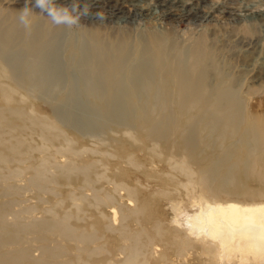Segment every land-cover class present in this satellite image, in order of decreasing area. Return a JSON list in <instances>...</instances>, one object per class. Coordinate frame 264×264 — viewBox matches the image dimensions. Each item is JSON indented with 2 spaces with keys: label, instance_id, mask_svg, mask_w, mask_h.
<instances>
[{
  "label": "bare ground",
  "instance_id": "1",
  "mask_svg": "<svg viewBox=\"0 0 264 264\" xmlns=\"http://www.w3.org/2000/svg\"><path fill=\"white\" fill-rule=\"evenodd\" d=\"M14 1L25 6L26 0ZM81 1H88L87 19L96 20L95 13L102 8L100 0ZM104 1L112 4L113 16L122 24L153 18L161 25L169 18L175 22L193 20L198 26L195 21L221 15L229 23L242 22L252 30L264 19V8L238 0L212 2L207 9L201 3L205 0H156L153 6L147 0H130L128 5L120 0ZM17 16L14 11L0 15V264H134L138 259L147 264L145 249L155 239L153 235L163 236L162 250L177 259L194 248L198 264L199 260L200 264H264V111L255 114L245 110L238 81L223 71L212 41L207 44L205 37L198 36L190 48L175 51V41L156 27L140 30L135 40L123 27L108 34L91 27L77 38L67 36V56L63 59V26L37 18L25 30ZM252 36L241 34L238 39L250 48L257 41ZM261 62L264 66V56ZM256 86H247L248 94L264 91V82ZM40 95L53 98V111L61 122L90 136L127 125L156 141L149 148L154 156L161 157L187 182L196 176L199 194L192 196L190 205L197 208L190 214L179 213L184 215L181 223L176 215V223L171 221L174 224L169 227L151 217L152 233L146 236H152L147 241L140 239L147 229L137 217L144 203L120 207L122 221L114 226L115 220L109 218L99 229L68 222L66 212L49 209V215H54L36 216L33 204L15 208L26 188L38 198L53 193L59 175L67 180L76 177L82 185L90 186V197L81 190L70 196L78 200V210L91 204L110 206L117 191L123 189L114 180H110V191L93 187L105 177L98 158L84 156L85 148L74 147L54 119L31 113L23 104L27 97ZM23 132L36 133L40 142L31 145L20 137ZM209 139L224 142L219 159L200 153L211 144ZM158 143L160 148L156 149ZM25 160L27 174L20 168ZM164 190L162 184L156 193ZM126 195L129 201L134 200V190L129 189ZM207 197L213 198L211 203ZM127 217L140 227L130 230L123 221ZM100 230L115 233L109 248H103L105 242L97 244L104 235ZM31 239L36 243L30 244ZM30 247L40 249V254H32ZM92 254L101 257L89 261Z\"/></svg>",
  "mask_w": 264,
  "mask_h": 264
},
{
  "label": "rangeland",
  "instance_id": "2",
  "mask_svg": "<svg viewBox=\"0 0 264 264\" xmlns=\"http://www.w3.org/2000/svg\"><path fill=\"white\" fill-rule=\"evenodd\" d=\"M10 1L11 0H0V15L9 11L18 12L24 7L20 3H15L14 0H12L13 2ZM147 1L152 4H149L150 6H153L152 2H155L156 0ZM219 1L222 0H205L201 3L205 5L204 8L207 9V5L211 4L212 2ZM87 2L88 1H86L85 3ZM103 2L105 1L100 0V4L102 5L100 11H103L106 14L105 20H107V18H110V20L108 19V22H106L105 20L101 22L97 18L96 20L93 19L94 21L92 20V22L89 21L87 17L81 16L80 25L74 26L71 29L65 27L62 28V36L60 38L61 58L66 59L67 56V36L69 35L68 37L77 38L80 33L88 28L100 30L108 34L113 33L111 32L112 30L115 32L118 30L120 31L122 29L121 27H123L124 31L129 33L131 37L130 39L135 40L138 38L140 32L144 31V29L145 31H148L150 27H156L160 30L166 31L170 35L172 41H175V51H177L178 49H184V47L190 48V44H194L199 39V37H205V43L208 42L207 44H209L212 41L210 44L213 45L210 46L215 49V53L218 57L217 60H219V64L223 66V71L228 74L229 78L231 75L236 77L238 81L237 86H239V99H241L240 103L243 104L245 110L255 114L262 112V110L264 111V91L260 90L257 93L253 92L251 94H248L250 92L246 91L249 87H257L256 85L263 84L264 82V66H262L263 63L261 62L262 56H264V19L262 21H259L257 23L258 25H254V28L252 30H249L250 28L248 29L245 24H240L242 22L237 24H234L233 22L229 23V20L226 21L227 18L221 15L209 20H203L201 22L195 21V23H199L198 26L194 24L193 20H182L179 22H175V20L169 18L164 21L166 23H163L161 25L157 24L155 20H153V18L145 20L142 19L140 21L138 20L139 22L136 20L137 22L131 21L130 23L122 24L124 22H120L119 20L115 19L116 15L113 16L112 12H114V7L110 6L112 4L106 5ZM238 2H240V4L251 2L256 4L258 8H264V0H238ZM71 3L72 0H60V3L57 4L70 5ZM85 3H82V1L79 3V5H81V9L83 8V5ZM120 3L122 5H128L130 3V0H120ZM140 3H143V5H147L144 1H141ZM28 6L33 7V5ZM37 18H46L48 20L46 16L41 14L38 8L33 7V15L31 17V20H35ZM119 23L120 26H118ZM241 34L248 36H252L254 34V38L257 37V41L253 46H250L249 48V46H245V44H242L239 41L238 35L241 36ZM254 49L255 51H253ZM230 81L227 82V84H229ZM256 82L259 84H257ZM23 104L26 105V109L31 113L54 119L57 122L58 126L61 128L62 133L70 139L71 144L74 147L85 148L83 153L84 156H95L98 158L99 169L105 177L104 179L95 181L93 187L100 188L101 191H110V188L112 186L110 180H114L121 183L123 189L121 188L117 191V194L119 193V199L121 200H118V196L116 194L115 201H113L112 205L110 206L106 204H91L85 205L83 209L78 210L75 207V203L78 202V200H71L70 196L78 194V192L81 190L88 197H90L92 193L90 186L82 185V183H80L76 177H72L71 180H67L64 176L59 175L55 179V191L53 193L46 192L39 198L35 196V193L32 190L23 187V189H26H22V194L18 196V200L20 201H16L18 203H16L17 205L14 204L15 208H17L18 206L21 207V205L23 206L25 204H33V206H35V211L33 210V213L36 216H41L42 213L44 216H52L54 214L49 215L48 210L54 209L58 213H68L66 220L72 224H83L88 229H92L93 227L99 229L102 226L103 222L108 221L109 218L113 217V219L115 220H113L114 226L118 225L122 221L119 212L120 207H132L134 205H140L144 203V206L141 207V211L137 214V217L143 223L142 225L144 226V228L146 226L147 229V231L145 230L146 234H141L143 237L140 235V239L142 241H147V238L152 236L146 235L147 233L148 235L152 233L150 224L153 219L156 218L161 221L164 226L169 227L176 223L173 220L176 215L178 219L180 218L179 222L181 223V220L184 218V215H186V213H191L192 211H194V208H197L195 205H190V201L193 198L192 196L199 194L198 182L195 179L196 176L189 182H187L185 177L179 176L177 173L173 172L172 168L169 165H166L161 161V157L154 156L152 150L149 149L151 146L156 145V141L149 139L145 134L137 130L136 127L123 125L121 127L111 128L109 129V131L99 136H90L84 133L82 130L75 128L73 125L64 124L56 117L53 111L54 105L52 97H47L44 95L27 97ZM158 116H160V114H158ZM21 136L28 139L31 145H35L41 140L40 136L33 132H23L20 134V137ZM209 141L211 142V144L205 149L201 148L200 153L208 156L211 159H219L221 156H223L224 142L220 144L218 140L214 142L209 139ZM201 147H203V145ZM90 148H96L98 150L96 152H90L88 150ZM158 148H160L159 143L156 146V149ZM102 152L105 153L102 155ZM62 157L63 156H58V158ZM74 157L76 158L78 156ZM189 165L191 166V168L196 169L194 163H190ZM20 168L24 170L23 174H27V172L29 171L28 160H25L24 163L20 164ZM167 173H169L168 177L170 181L166 179ZM171 173L173 175L175 173L174 177L170 176ZM162 184L164 185L166 190H164V193L162 194L156 193L158 187H160ZM129 189L134 190V200L129 201V199L127 198L126 193L127 191H129ZM153 191L155 192L153 193ZM207 199L210 203L213 200V198L211 197H207ZM90 200L91 199L89 198V201ZM147 200H149V202ZM127 201H129L130 204L127 203ZM174 202H177V207H175L176 205L174 207L179 208L178 210L173 207ZM123 203L126 205H123ZM181 212H183L184 215L180 214L179 216V213ZM143 214H148V219H145L146 221L141 219ZM181 217L183 218L181 219ZM150 218L152 220H149ZM123 221L127 223L126 225L130 230L140 227L139 222L131 219L130 217L123 219ZM171 221H173L174 223ZM145 222H147L149 227ZM147 227L150 229H148ZM100 232L102 233V235L104 233V235L101 236L100 239H97V244L103 245V242H105L103 248H109V244L114 243L115 233H111L110 231L105 230H100ZM152 237L155 239H153V241L149 243L150 250L148 251V246L145 249L144 259L147 264H198L199 257H196L194 255V248L189 249L187 252H185L184 257H179L178 260L176 256H172V254L167 255L165 250H162L164 243L163 236L159 237L158 235H153ZM29 243L33 245L36 243V241H34V239H31ZM30 252L34 255H39L40 249L32 247ZM99 254L98 256L97 254H92V256L89 258V261L103 256V254H100L101 256H99ZM134 264L141 263L138 259Z\"/></svg>",
  "mask_w": 264,
  "mask_h": 264
},
{
  "label": "clouds",
  "instance_id": "3",
  "mask_svg": "<svg viewBox=\"0 0 264 264\" xmlns=\"http://www.w3.org/2000/svg\"><path fill=\"white\" fill-rule=\"evenodd\" d=\"M38 8L44 16H46L52 25L71 29L74 26L80 25L81 16L89 15V5L85 3L83 8H80L79 0H72L70 5H59L56 0H26L25 6L18 11L17 21L25 30L31 27V17L33 15V7ZM95 17L99 21H104L106 15L103 11L95 13Z\"/></svg>",
  "mask_w": 264,
  "mask_h": 264
}]
</instances>
